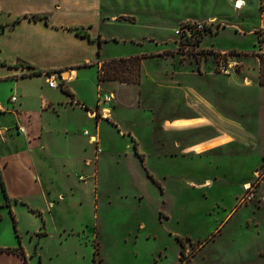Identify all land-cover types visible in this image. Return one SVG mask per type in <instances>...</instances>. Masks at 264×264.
<instances>
[{
  "label": "rangeland",
  "instance_id": "rangeland-1",
  "mask_svg": "<svg viewBox=\"0 0 264 264\" xmlns=\"http://www.w3.org/2000/svg\"><path fill=\"white\" fill-rule=\"evenodd\" d=\"M113 1L114 33L156 37L146 49L162 52L101 66L119 98L98 127L99 153L82 133H96L95 121L64 108L48 162L54 194L67 197L55 200L38 264H264V0ZM212 18L208 49L177 41L186 20ZM133 50L111 43L104 57ZM233 58L236 70L221 74ZM19 216L24 238L25 226L39 232L38 219ZM9 221L0 242L19 241Z\"/></svg>",
  "mask_w": 264,
  "mask_h": 264
},
{
  "label": "crops",
  "instance_id": "crops-1",
  "mask_svg": "<svg viewBox=\"0 0 264 264\" xmlns=\"http://www.w3.org/2000/svg\"><path fill=\"white\" fill-rule=\"evenodd\" d=\"M113 5V0H0V230L4 220L10 219L13 226L14 218L19 232V241L12 233L9 242H0V249L21 247L26 255L25 263L16 253L0 251V264H38V245L48 236L43 229L54 216L55 200H66L65 193L54 194V172L48 162L51 137L63 132L64 108L84 111L95 121L96 133L88 129L82 132H88L84 136L95 151L91 139L100 144L98 127L105 120L114 121L110 106L119 97L99 81L101 66L113 60L104 57L107 46L131 44L134 50L124 58L162 52L146 49V41L158 45L156 37L119 38L113 31L119 17ZM261 28L264 30V26ZM203 41L201 48L208 49L202 46ZM38 71L42 74L33 75ZM48 72L60 73V87H48ZM61 84L72 96L61 89ZM12 96L16 97L14 103L10 102ZM97 114L100 117H94ZM192 121L189 118L168 124L181 129ZM18 126L25 133L18 132ZM21 214L38 219L42 227L37 234L25 226L24 238Z\"/></svg>",
  "mask_w": 264,
  "mask_h": 264
},
{
  "label": "built area",
  "instance_id": "built-area-1",
  "mask_svg": "<svg viewBox=\"0 0 264 264\" xmlns=\"http://www.w3.org/2000/svg\"><path fill=\"white\" fill-rule=\"evenodd\" d=\"M243 2L240 0H237L235 3L236 8H240L242 6ZM214 21L210 20L208 22H198V21H187L183 23L181 26H179L178 29L175 30V36L178 37L177 41L184 45L187 49L193 47L198 48V46L201 44L203 35L207 33L213 26ZM221 56L228 55L226 52H221ZM233 57V56H232ZM234 59V58H233ZM218 70L221 74L229 75L232 70H236V67L238 66V62L236 59H234L232 62L224 63L221 59V62L217 64ZM62 81L61 75L58 72H51L47 76V84L48 87L51 89H56L60 87V82ZM16 101V97L12 96L10 97V102L14 103ZM18 132L25 133V129L23 127L18 126L17 128ZM0 135H1V128H0ZM84 135H88V132H84ZM91 143L96 146V153L100 152L99 148V142L95 139H91Z\"/></svg>",
  "mask_w": 264,
  "mask_h": 264
},
{
  "label": "trees",
  "instance_id": "trees-1",
  "mask_svg": "<svg viewBox=\"0 0 264 264\" xmlns=\"http://www.w3.org/2000/svg\"><path fill=\"white\" fill-rule=\"evenodd\" d=\"M261 8L264 10V7H263V5H261ZM77 34L79 35V36H82V37H87V35L85 34V33H82L81 31H77ZM132 59H130V60H137V61H139L140 59H142V57H131ZM130 60H128V59H126V58H121V59H113V60H111V61H109V62H115V61H120L121 63H124V62H126V61H130ZM105 63H107V62H105ZM105 63H103V64H105ZM86 66V65H85ZM51 72H48L47 74H50ZM39 74H42L40 71H38V72H35V73H33V75H39ZM100 74H101V69H100ZM100 74H99V81H102L101 80V77H100ZM61 89L68 95V96H72V94L70 93V91L68 90V89H66V88H64L63 86H62V84H61ZM0 180H1V175H0ZM2 189L4 190V184L2 183ZM13 227H14V229H15V233L17 232V225H16V221H15V219L13 218ZM0 251H8V252H13V253H16V254H18L22 259H23V261L26 263V255H25V252L23 251V249L21 248V247H18V248H6V249H0Z\"/></svg>",
  "mask_w": 264,
  "mask_h": 264
},
{
  "label": "bare ground",
  "instance_id": "bare-ground-1",
  "mask_svg": "<svg viewBox=\"0 0 264 264\" xmlns=\"http://www.w3.org/2000/svg\"><path fill=\"white\" fill-rule=\"evenodd\" d=\"M90 116L92 117V116H93V114H90Z\"/></svg>",
  "mask_w": 264,
  "mask_h": 264
}]
</instances>
